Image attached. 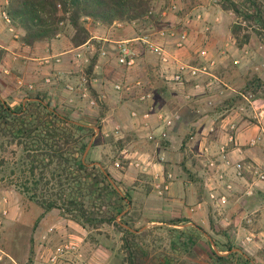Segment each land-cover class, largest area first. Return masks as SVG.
<instances>
[{"label": "crops", "instance_id": "1", "mask_svg": "<svg viewBox=\"0 0 264 264\" xmlns=\"http://www.w3.org/2000/svg\"><path fill=\"white\" fill-rule=\"evenodd\" d=\"M8 2L0 0V50L4 52L0 60L1 95L10 100L15 108L21 101L18 109L25 102L27 92L32 90L42 91L48 100L57 94L66 101L65 86L61 89L51 87L44 82V78L54 74L67 83L85 74L96 58L92 76L97 80L92 83L93 91L95 95L104 97L98 105H90L82 98L86 105L81 109L85 117V113L96 114V109L101 105L104 107L103 136L115 126L121 127L120 137L115 138L117 148L109 147V150L103 151L102 143L95 146L101 148L99 150L106 158L113 157L106 160L107 164L106 158L97 161L106 164L117 182L128 189L132 202L124 212L133 214L136 227L143 224L139 231L146 226L164 224L177 227L180 224L169 221L179 218L189 220L182 223L184 226L193 225L194 221H210L212 214L220 210L209 196L210 176L212 182L217 183L218 192H225L227 183L233 184V189L226 191L228 202L221 209L226 213V219L230 220L229 217L236 213L240 219L246 214H254L255 222L264 221V180H258L249 172L242 176L236 173L238 162L264 167V141L257 146L249 145L250 140L260 133L261 112L264 115V84L254 90L250 88L255 76L264 80V62L259 61L258 42L254 37L244 45H238L232 34L230 17L225 11L226 15L211 6L197 4L180 12L177 9L183 7V2L172 0V3H177V9L169 6L160 13L161 23H168L171 30L177 33L188 30L189 38L182 48L176 46L177 36L163 39L165 47L175 58L197 62L199 50L206 48L209 57L217 59L218 65L213 73L216 83L209 89L210 78H204L201 88H195L190 80L185 85L174 84L169 78L176 69L175 63L164 64L145 45L146 49L143 48L138 40H134L139 61L137 65L127 68L118 64L117 43L140 36L126 38L122 29L117 30V23L109 27H89L91 38L80 46L72 44L71 34H60L50 41L29 46L21 40L22 30L2 17ZM198 13L203 15L201 19L196 18ZM207 25L211 30H206ZM258 45L261 47V44ZM78 47L88 59L83 66L75 62L73 53ZM102 49L108 51L107 57L102 56ZM55 54H61L60 63L52 66L40 63L43 57ZM139 79L153 93V101L143 102L139 98V89L133 85ZM116 82L131 83L134 88L117 91L114 88ZM29 84H34V89H29ZM134 109L138 111L137 116L132 115ZM160 110L172 116V125L159 118ZM147 112L150 114L145 117ZM233 125L235 129L231 128ZM231 133L235 137L233 141L229 140ZM223 147L226 151L222 154ZM118 159L121 160V167L115 165ZM212 160L217 170L207 165ZM136 162L144 166L150 162V166L143 170ZM221 170L226 173L224 181H218L214 175L215 171ZM170 174L173 180L168 191L159 194L156 185L168 179ZM249 188L252 193L247 192ZM42 211L37 214L39 221L35 227L39 237L36 247L39 254L30 264H49L50 251L57 245L56 241L63 238L79 241L84 256L94 259L95 264H128L122 261L116 263L111 257V248L89 237L90 231L77 222L57 214L54 209L45 214ZM239 232L243 242L248 231ZM75 260L62 259L58 264H77Z\"/></svg>", "mask_w": 264, "mask_h": 264}, {"label": "trees", "instance_id": "2", "mask_svg": "<svg viewBox=\"0 0 264 264\" xmlns=\"http://www.w3.org/2000/svg\"><path fill=\"white\" fill-rule=\"evenodd\" d=\"M184 2L185 10L199 4L198 0ZM152 4L153 0H9L6 10L12 25L22 30L21 40L29 46L52 40L62 34L67 25L73 28L70 35L72 44L80 46L91 38L87 20L106 27L117 22H140L150 13ZM220 5L238 18L231 22L232 34L238 45H244L251 37L250 33L242 34L244 23L253 22L255 30L264 33V0H221ZM156 25L161 27L166 23ZM3 54L0 50V60ZM95 64L96 58L84 72L87 77L92 76ZM143 83V90L149 91ZM263 84L264 80L255 76L250 88L254 90ZM93 94L96 93L93 91ZM25 98L21 108L17 109L0 93V147L15 144L18 148L10 173L15 175L19 192L38 204L42 214L58 209L63 216L86 229L98 228L102 223L117 226L123 233L124 262L152 264L153 259L149 257L145 243L149 231H139L141 227L135 226L133 214L124 212L132 202L128 189L117 182L103 162L84 157L90 142L92 147L102 143L103 124L84 123L80 119L81 108L72 109L76 116L71 113L65 115L40 90L28 91ZM102 116L100 114L97 119L101 120ZM188 221L179 218L169 223ZM195 226L204 230L197 223L191 228L195 230ZM205 237L211 245L214 264H260L242 247L228 242L222 244L225 248L221 251L226 253H220L211 244L213 236ZM214 242L218 246L215 238ZM0 246L6 251L1 243ZM154 264L196 263L168 260Z\"/></svg>", "mask_w": 264, "mask_h": 264}, {"label": "rangeland", "instance_id": "3", "mask_svg": "<svg viewBox=\"0 0 264 264\" xmlns=\"http://www.w3.org/2000/svg\"><path fill=\"white\" fill-rule=\"evenodd\" d=\"M180 3L183 2L182 8H178V11H184L186 8V5L184 4V0H178ZM199 4L212 7L213 10H218L221 13L225 14L224 11L229 15L231 22L238 20L235 13H231L230 11H226L222 9L220 5L221 0H198ZM172 0H161L154 2L152 4V13H149L144 16L142 21H134L132 23H125V22H117L116 24L117 30H123L121 32L125 33L124 36L126 38L134 37V36H141L144 34H149L151 32L150 24L154 23L157 24L161 22V10L168 8L170 6V3ZM154 16L152 19L151 16ZM226 15V14H225ZM149 16V17H147ZM240 20V19H239ZM120 23V24H118ZM166 23V22H165ZM87 25L91 28L94 27L95 24L91 23V20H87ZM99 25V24H97ZM131 26V27H130ZM166 27H170L168 23L165 25ZM128 27V28H127ZM127 28V29H126ZM264 31V30H263ZM73 32V28L70 25H67L65 27V31L62 34L69 35ZM250 33L251 37H254L258 44H261V47L258 46V58L259 61L264 62V33L260 34L258 30H255L254 23L247 22L244 23L242 34ZM250 37V38H251ZM143 48L144 44L138 40ZM146 49V48H145ZM262 68H264V65H262ZM53 77V82L48 84L51 87H57L59 89L62 88V86H66L67 83H76L78 82L82 76L79 74V78H75L73 80H68L67 83L61 81L58 76H54V74H51ZM60 84V85H58ZM56 94L51 99L49 98V101L54 106L59 107L62 113L65 115L71 113L74 114L72 109L75 108H83L86 105L85 100L81 98H77L75 102L68 103L66 101H63V96H58ZM12 101V100H11ZM19 101L16 105L20 106ZM64 103V104H60ZM17 106V109L18 107ZM104 111V107L101 105L98 109H96V114L88 112L85 113V117H83V113L80 115V119L84 123H89L92 125L97 124H104L103 118L101 120H98L97 117L102 115ZM87 114V115H86ZM76 116V114H74ZM103 117V116H102ZM97 131L99 130L98 127H96ZM1 140V139H0ZM114 137H107L103 136L102 138V144L104 146V150H109V147L111 149L116 146ZM101 144V145H102ZM88 149V150H87ZM84 157H89V159L97 160V159H105L104 152L100 151L98 147H92V142H90L89 146L87 147ZM94 150V151H93ZM16 152V153H15ZM19 152L18 148L15 144L13 145H5V148L0 147V194H7L10 196V199L12 200L13 209L11 211V215L9 220L6 221L4 227L0 231V243L2 244L3 248L10 253V255L16 260L18 264H30L37 256V245L39 243V237L37 235L36 231V223L38 221L37 214H39L40 211H42V208L27 199L25 196H23L19 192V186L16 184L15 175L13 176L10 172L12 167L14 166L13 161H15V158ZM114 154V153H113ZM108 155V154H107ZM113 157V156H111ZM111 157H107L105 159L109 161ZM2 160H4L2 162ZM108 162L106 161V164ZM105 164V165H106ZM57 214H61V212L58 209H54ZM56 214V215H57ZM212 219L209 221L207 220L206 223L203 221H194L197 223V225H200L203 227L206 233H204V230L198 229L197 226L194 228H191L193 226L192 224L182 225L177 227L167 226V225H159V226H146L143 230L149 231V234L147 235L146 240V248L149 254V257L153 259V263L157 262H166L168 260L170 261H187V262H193L196 264H214L213 260L211 258V252H210V246L208 244L207 238L205 236H208L210 238L213 236V240H211V244L213 245V248H215L220 253H226L222 252L221 250L225 247L222 246L224 243H231L235 247H242L245 251H247L250 255L253 257H256L257 261L260 264H264V241L259 240L260 242H253L251 244H245L241 240V234L239 231H245L240 225L241 219L238 217L236 213L232 215V217L227 218L226 213L223 211V213L214 212L212 214ZM253 218H256V215H252ZM239 218V219H238ZM117 219H120V216L117 217ZM240 225V226H239ZM136 226V225H135ZM139 227H142L143 224H139ZM254 227L260 228L264 227V221L261 222L257 220L254 221ZM89 232V237H92L93 239H97L100 241V243H103L104 246L111 248L113 254L112 258L116 263L124 262L123 258L125 256V251L122 249V237L123 233L121 232L120 228L113 224L108 223H102L98 224V228H92L87 229ZM190 234V237H189ZM214 238L218 241V246L215 245ZM69 238H63L56 243H60L62 241L68 240ZM212 239V238H211ZM256 243H260V246L255 245ZM254 244V245H253ZM0 264H11V259L9 257H6L3 262H0Z\"/></svg>", "mask_w": 264, "mask_h": 264}, {"label": "built area", "instance_id": "4", "mask_svg": "<svg viewBox=\"0 0 264 264\" xmlns=\"http://www.w3.org/2000/svg\"><path fill=\"white\" fill-rule=\"evenodd\" d=\"M171 8L177 9V3L171 2ZM232 13V11H230ZM152 13V9L150 11ZM202 14L198 13L196 14L197 19L202 18ZM2 17L8 22L12 23L11 17L7 10L2 11ZM149 17V16H147ZM136 22V21H135ZM151 32L149 34L141 35L140 38L137 39H128L124 41H120L117 43V49L118 54L116 56L117 63L126 66L127 68H132L137 65V59H136V52L134 50V40H140L146 48L156 56H158L164 64L168 63H175L176 69L170 74V81H172L174 84L177 85H185L187 81H193V86L195 88H201L203 84L204 78H210L208 82L209 89L212 88L213 84L216 83L214 78V70L216 69L218 65V61L216 58L209 57V52L206 48H202L199 50V56L197 62H190V61H183L180 59H177L171 54V52L165 47V44L163 43V39L168 38L169 36H177L176 40V46L178 48H182L185 46L188 38L189 33L188 30H183L179 33H177L175 30H171L169 27L166 26H157L156 24L152 23L150 24ZM206 30H211L210 26L207 25ZM234 36V35H233ZM236 39V37L234 36ZM74 58L75 62L77 64L81 63L83 66L84 61H88L87 58H85L84 51L80 50L79 47L76 48L74 51ZM102 56H108V51L106 49H102L101 51ZM62 61L61 54H55V55H48L40 59V63L45 65L52 66L53 64L60 63ZM236 63L239 64V60L236 61ZM97 80L96 77L91 76L90 78L86 75H83L81 79L76 83H67L65 86L67 95H66V102L73 103L75 100L79 98H84L88 100L90 105H98L101 100L103 99V95L101 94H93V81ZM20 83H23V80L19 81ZM44 82L46 84H50L53 82L52 75H48L44 78ZM219 82V81H218ZM24 84V83H23ZM134 87L139 88V98L143 102H151L153 101V93L151 91L145 92L143 90V81L137 80L134 84ZM131 83H123V82H116L114 83V88L117 91H121L123 89L132 90L134 87ZM29 89H34V84L28 85ZM153 109V108H151ZM149 112L145 113L144 116L148 117ZM133 116L138 115V111L134 109L132 111ZM159 118H161L167 125H172L173 118L172 116L167 113L165 110L159 111ZM260 133L252 138L249 142L250 146H257L259 143L264 141V115L261 112L260 114ZM232 129H235V125L231 127ZM121 134V127L119 125L115 126L111 132H106L105 136L107 137H114L118 138ZM229 140L233 141L235 139L234 135L231 133L228 135ZM226 148L223 147L221 150V153H225ZM126 152V151H124ZM263 153H264V147H263ZM115 165L117 167H121L122 163L121 160L118 159L115 162ZM137 166H141L143 170H147V166H150V162H147V164L144 166L140 164L139 162H136ZM207 165L212 168H216V163L212 161H208ZM249 172L252 173L257 177L258 180H264V167H262L259 164L256 163H247V162H238L236 164V173L239 176H242L243 173ZM214 175L216 176V179L218 181H224L226 179V173L224 171H215ZM212 176L209 177V196L210 199L214 202V205L217 209H220L221 213L223 211L221 210L225 203L228 202V194L227 189L232 190L233 184L227 183L225 186V192H218L217 191V183L212 182ZM173 180V176L170 174L169 178L166 179L163 182H160L156 185V189L159 194H164L166 191H168L170 187V183ZM248 193H252V190L249 188L247 190ZM12 200L10 199V196L7 194H0V231L4 227L6 221L11 215L12 211ZM254 214H246L241 219L240 225L245 230L248 231L247 234H245L243 242L244 243H253L257 240H264V227L255 228L254 227ZM239 225V226H240ZM6 257H9L11 259V264H18L16 260L8 254L6 251H4L0 246V262H3ZM75 257V258H74ZM76 259L77 264H95L94 259L86 258L84 256L82 246L79 241H76L74 239H68L65 241H62L54 246V248L50 251V254L48 256V262L49 264H58V262L62 259Z\"/></svg>", "mask_w": 264, "mask_h": 264}]
</instances>
